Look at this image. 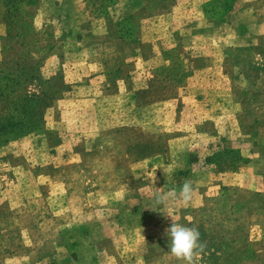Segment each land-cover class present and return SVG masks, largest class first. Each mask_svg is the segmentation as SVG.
Returning a JSON list of instances; mask_svg holds the SVG:
<instances>
[{
	"label": "rangeland",
	"instance_id": "obj_1",
	"mask_svg": "<svg viewBox=\"0 0 264 264\" xmlns=\"http://www.w3.org/2000/svg\"><path fill=\"white\" fill-rule=\"evenodd\" d=\"M170 3L153 0L147 6L142 0H0L1 60L11 64L17 60L26 74L28 91H38L42 81L56 75L63 77L67 89L42 110L41 133L54 129L48 136L37 137L31 132L17 139L16 132L0 133V264H110L101 253L103 249L115 256L111 264H142L139 249L146 239L137 253L127 251V244L115 235L113 226L110 237H104L105 233L82 236L81 222L100 214L117 215L122 205L111 204L110 198L122 189L137 197L132 206H153L137 204L144 195L140 190L143 182L134 180L131 165L158 153L168 162L176 137L183 138L182 152L196 168L208 159L222 171L241 170L255 142L264 151V0H209L203 5L202 16L197 4L192 21L184 27L186 23L182 24L174 35L177 48L167 51L160 65L149 68L138 63L123 68L125 83H116L120 78L116 66L93 67L90 71L82 55L86 40L76 41L85 33V24L98 17L121 23L123 42L129 43L143 38L146 22L142 19L160 10L166 12ZM32 9L43 25L39 29L32 27ZM206 22L213 38L205 35L200 43L193 44L191 53L197 59L190 63L182 46L192 45V34ZM230 42L232 47L226 49ZM225 53L234 60L235 74L242 76L236 82L244 84L242 91L237 86L232 90L228 77L214 76L211 70ZM213 82L220 84L208 91V84ZM56 89L53 86L52 90ZM113 92L116 94L109 95ZM90 96L110 102L102 110L109 122L107 128L93 130L85 138L88 124L81 125V121L97 111L84 106L73 108L77 112L68 115L62 100ZM187 98H206L213 106L212 113L221 119L196 130L188 123L191 118L186 106L191 103ZM10 100L0 103V123L10 111ZM135 103L150 106L136 108ZM70 115L68 128L65 117ZM102 133L105 135L100 136ZM63 134L73 135L70 148L76 156L63 155ZM228 151L233 154L228 155ZM178 179L189 181V171ZM226 187L210 192L221 212L214 216L210 239L195 264H239L252 257V244L264 238V187L261 192L237 190L231 194L224 193ZM145 195L152 196L154 191ZM244 198L248 202H243ZM186 214L191 215L183 212V221L179 217L173 223L187 226L191 220ZM258 215L261 221L253 220ZM166 233L155 245L158 252L170 247ZM164 262L160 258L155 264ZM166 262L175 264L169 258ZM182 263L186 261L182 259Z\"/></svg>",
	"mask_w": 264,
	"mask_h": 264
},
{
	"label": "crops",
	"instance_id": "obj_2",
	"mask_svg": "<svg viewBox=\"0 0 264 264\" xmlns=\"http://www.w3.org/2000/svg\"><path fill=\"white\" fill-rule=\"evenodd\" d=\"M142 1L147 6H150L153 0ZM208 1L209 0H176L175 2V0H171L170 9L166 10V12H161L160 10L152 16L149 14L146 18L142 19V22H146L142 27L144 36L143 38L140 36L134 42L124 43L120 36V29L116 24L117 22L107 20L104 17H98L85 24L82 27L86 30L85 33L81 38L77 37L78 40L76 39V41L80 43V41L86 40V48H84L85 53L82 55L86 59L87 64L91 66L90 71L94 70L93 67L104 69L116 66V69L120 70V78L116 83H125L127 73L124 74L123 72L122 74L123 68L138 63H142V67L148 66L149 68H151V64L155 66L162 64L164 61V54L167 51L177 48V44L174 40L176 32L180 29L182 24L186 23L183 25L184 27L187 25V21H192L190 18L192 17L193 10L197 9V4L200 6V13L202 16L203 5ZM146 9L149 11V8L146 7ZM30 13L32 16V27L38 29L42 27L43 25L37 21L38 15L34 13V9H32ZM196 20H198V18ZM212 34V29L207 22L204 26L196 29L192 34V45L182 46L184 58L190 63H195L197 56H193L191 53V49L194 48L193 44L196 46L203 40L202 38L205 35L213 38ZM231 47L232 43L230 42V45L225 48L228 49ZM78 53H81V50H79ZM233 61L234 60L225 53L222 60L220 59L214 62L211 70L214 76H220L221 78L224 76L228 77L233 84L232 90H236L237 86L238 89L242 91L244 89V84L236 83L240 81L242 76L235 74L232 64ZM218 84L220 83L213 82L210 85L208 84V91L212 88H216ZM115 94L116 92H113L109 95ZM134 99L136 101L138 100L135 96ZM105 101H107L106 98L102 100L97 96L69 101L62 100L63 106L67 107L66 113L68 115L77 112L73 108L82 109L84 106L89 107V110H93L94 113L97 111V114H93L87 120L81 121V125L88 124L86 125L88 128L85 131L89 132L85 138L91 136L93 130L107 128L109 121L102 113V110L109 107L108 104L110 102L107 101V105H105ZM186 101L189 102L190 99L187 98ZM221 102L222 100L218 103ZM190 103V107L188 105L186 106L191 118V120H188V123L190 121V124L195 125L196 130L206 122H215V119H221L216 116L215 113H212L213 106L206 102V98L203 100L194 99L190 101ZM148 106L150 105L135 103L136 108ZM194 106L196 108L202 107L205 110L198 112L194 109ZM80 113L81 112H78V115L82 114ZM71 120V115L65 117L66 126L68 128L71 126ZM50 130H54L53 127H51ZM50 130H45L37 134V137L48 136V134L52 132ZM104 135L103 133L100 134V136ZM63 136V143L65 146L63 155L69 157L72 155L76 156L77 154L70 148L73 135L63 134ZM172 144L173 148L170 151V159L168 162L163 161L162 155L158 153L152 157L148 156V158L141 163L131 165L134 180L139 179L143 182L140 186V190H143L144 195L138 198L137 204L150 203V205L153 206L149 208L143 207V209L135 205L132 206L131 204H135V198L137 197L128 195V190L122 189L115 197L110 198L111 204L114 203L116 206L122 205L120 211H117V215L112 217L111 215L100 214L96 219H88L81 222L84 226V229H82V236L90 237L92 235H102L105 233L103 234L104 237H110L109 234L113 226L115 235L123 240L121 242L127 244L125 246L127 251H136L138 253L137 249L139 245L146 239L145 243L141 244L139 249L140 261L142 264H155L156 260L160 258L165 259L163 264H167L166 258L172 261L174 260L175 264H184L182 263V259L177 258L170 252V247L159 250V252L156 250V246L160 240L159 238L167 232L171 223L177 221L179 217L183 221V212L189 211L191 215H185V218L187 217L191 220L189 224L187 223V226H195L198 228L200 241L205 244L210 239V228L214 216L221 212L215 205V202L209 197L210 192L214 188L227 186L226 188L238 191L261 192L264 187V152L256 147H252L248 152V155L242 163V168H240L241 170H227L226 172L215 167V162H209L208 159H204L196 168V166L190 162L189 158H185L182 152L185 146L183 138H173ZM70 162L72 161H68L67 163ZM186 171H189L190 175V179L189 181L187 180V182H190L195 189L192 200L187 204L179 198L180 186L186 181L181 182V180L178 179V177L186 173ZM146 175L151 178V181H149L150 179L148 180V178L145 179ZM153 181H155L157 185H155ZM152 191H154V195H145ZM157 195H163L164 200L162 203H156L155 197ZM125 203L126 206L123 207ZM148 209H150V211H147ZM261 218V215H258V219L253 220L261 221ZM107 221H110L111 225H109ZM251 248L252 257L239 264H264V238L254 242ZM101 253H104L105 256L110 259V264L111 261L115 260V256L112 252L109 253L106 249H103ZM133 254L134 253H132V255ZM196 261H198V255L195 257V263Z\"/></svg>",
	"mask_w": 264,
	"mask_h": 264
},
{
	"label": "trees",
	"instance_id": "obj_3",
	"mask_svg": "<svg viewBox=\"0 0 264 264\" xmlns=\"http://www.w3.org/2000/svg\"><path fill=\"white\" fill-rule=\"evenodd\" d=\"M22 1L23 0H20V2ZM116 24L121 31V28H123V26L120 25L121 23ZM120 36L123 38L121 34ZM8 37L6 40H13V37L11 39ZM9 64L11 63L6 62L5 58H2L0 61V103L6 99H12L9 101L10 111L7 113L5 119H3L4 123H0V133L5 134L16 132L18 134L16 136L17 139L25 137L31 132H34L35 135L40 134L44 125V121L41 118L43 114L42 110H45L48 107V101H51L52 103L56 97H61L67 90L62 82L63 77L56 75L48 80H44L42 81L43 84L39 85L38 91L32 92L26 90L24 85V77L26 74L23 72L22 68H19L17 60L11 65ZM116 72L119 73L118 76L120 77V70L116 69ZM55 85L57 89L53 91L52 88ZM57 85L59 87H57ZM44 87H46V89ZM28 117L30 118L28 119ZM257 141H259V139ZM254 147L263 151L258 142L254 143ZM227 153L228 155L233 154L232 151H228ZM223 190L224 193L227 194H231V192L236 193L237 191L229 188H224ZM246 198H248V200H255V198L249 196ZM246 198L243 199V202L245 203L248 202Z\"/></svg>",
	"mask_w": 264,
	"mask_h": 264
},
{
	"label": "clouds",
	"instance_id": "obj_4",
	"mask_svg": "<svg viewBox=\"0 0 264 264\" xmlns=\"http://www.w3.org/2000/svg\"><path fill=\"white\" fill-rule=\"evenodd\" d=\"M194 191L191 183L186 181L180 186L179 198L187 204L192 200ZM163 200V195L155 197L158 204L162 203ZM167 237L170 243V252L177 258L185 260L186 264H195V257L202 253L205 247L200 241V233L195 226L189 227L172 223L167 229Z\"/></svg>",
	"mask_w": 264,
	"mask_h": 264
}]
</instances>
